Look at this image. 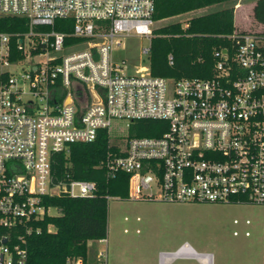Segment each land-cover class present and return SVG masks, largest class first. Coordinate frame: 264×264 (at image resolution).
Instances as JSON below:
<instances>
[{"label":"built area","instance_id":"2783aa9c","mask_svg":"<svg viewBox=\"0 0 264 264\" xmlns=\"http://www.w3.org/2000/svg\"><path fill=\"white\" fill-rule=\"evenodd\" d=\"M154 9L155 0H0V18L27 24L0 30V264H26L28 236L54 216L53 197L95 196L96 182H54L51 170L56 153L101 129L109 150L97 167L128 175L127 200L264 207V35H228L210 77L153 75L150 45L130 72L112 52L133 33L151 39ZM186 15L177 16L183 28ZM57 19L71 30L56 29ZM139 119L166 129L127 137L123 124ZM64 264H107L106 247L94 262Z\"/></svg>","mask_w":264,"mask_h":264},{"label":"trees","instance_id":"16d2710c","mask_svg":"<svg viewBox=\"0 0 264 264\" xmlns=\"http://www.w3.org/2000/svg\"><path fill=\"white\" fill-rule=\"evenodd\" d=\"M236 0H155L153 19L158 22L169 18L174 21L153 28L148 62L155 76L210 77L215 63L214 51L229 48L228 35L238 31L234 22ZM217 8L209 7L222 5ZM208 8L193 15L187 28L177 16ZM254 19L264 26V0H256L252 8ZM55 28L69 32L70 19H57ZM27 29L26 20L18 17H1L0 30L19 32ZM264 35V30L260 31ZM172 54L170 64L168 55ZM166 129V121L139 119L126 127L127 137H156ZM109 150V135L104 129L96 139L86 143H72L69 154L56 153L52 163V180L66 178L86 179L96 182L93 197H53L50 202L59 210L58 215L46 216L40 223V233L27 239L26 264H64L68 257H81L89 261L88 242L106 239L108 231V197L127 198L128 175L119 172L108 178L100 160ZM51 226V230H48Z\"/></svg>","mask_w":264,"mask_h":264},{"label":"rangeland","instance_id":"374dc122","mask_svg":"<svg viewBox=\"0 0 264 264\" xmlns=\"http://www.w3.org/2000/svg\"><path fill=\"white\" fill-rule=\"evenodd\" d=\"M256 0H236L234 22L237 30L262 31L264 26L253 17ZM222 5H215L217 8ZM208 8L188 13L191 17ZM175 21L169 18L155 23L154 28ZM150 45L147 37L131 34L123 47L112 52L113 60H125L133 66L144 59L142 48ZM124 126V131L125 125ZM50 213L58 215L52 208ZM188 243L202 252L198 259L175 258L169 264H264V207L254 203H174L156 201L108 200L106 242L89 241L88 255L94 262L102 248L107 250V264H164L163 252ZM210 254V255H209Z\"/></svg>","mask_w":264,"mask_h":264},{"label":"crops","instance_id":"0c3cea01","mask_svg":"<svg viewBox=\"0 0 264 264\" xmlns=\"http://www.w3.org/2000/svg\"><path fill=\"white\" fill-rule=\"evenodd\" d=\"M173 248L174 249H171L170 251L162 253L168 255V259H166L164 264L173 263V260L179 257L194 258L199 260L198 255L202 254V252L196 251L193 246L188 243L176 245L173 246Z\"/></svg>","mask_w":264,"mask_h":264},{"label":"bare ground","instance_id":"6f19581e","mask_svg":"<svg viewBox=\"0 0 264 264\" xmlns=\"http://www.w3.org/2000/svg\"><path fill=\"white\" fill-rule=\"evenodd\" d=\"M200 259H201L205 264H208V258H207V256H202V257H200Z\"/></svg>","mask_w":264,"mask_h":264}]
</instances>
